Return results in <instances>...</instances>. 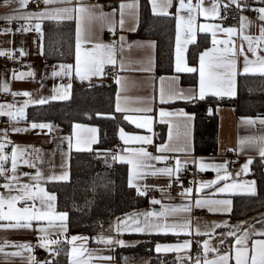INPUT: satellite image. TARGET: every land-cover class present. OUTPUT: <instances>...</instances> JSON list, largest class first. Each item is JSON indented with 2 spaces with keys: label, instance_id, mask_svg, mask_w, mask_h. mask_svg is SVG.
Listing matches in <instances>:
<instances>
[{
  "label": "crops",
  "instance_id": "obj_1",
  "mask_svg": "<svg viewBox=\"0 0 264 264\" xmlns=\"http://www.w3.org/2000/svg\"><path fill=\"white\" fill-rule=\"evenodd\" d=\"M29 1V0H28ZM231 1V0H229ZM249 1L256 8L264 7V0H238V2ZM121 2L126 5L131 4L133 7H126L124 9L123 15V27H121L120 20V4ZM150 9L152 11V0H148ZM158 3H163L164 0H157ZM186 4L196 5L197 0H184ZM205 7H210L212 0H201ZM180 0H171V5L167 8V12L158 11L155 14H172L176 16L177 6ZM84 6V10L80 13L81 16V34L82 39L90 41V43H82V48H90L95 43H105L106 32H114L116 39L115 42V65L105 64L104 72L106 69L111 70L110 74L116 83V90L114 96V107L117 110V95H119L120 108L119 112H122L125 119L126 117H132L137 122L134 123L133 120L126 119L128 127H120L118 130V140H120L122 146L115 153V155L126 154V149L130 147H144L147 149L152 156L164 155L166 157L171 156L174 161L173 166H167L165 161L147 160L146 164L152 167L148 168L146 172L142 175L141 179L136 180L134 183L139 184L141 192H144L150 187H155L161 193L159 197H154L159 200V204L152 203V199H146L142 207L132 210L128 213H142L145 211H160L164 205H185L190 204L191 207L188 211H177L176 213L164 218L169 222H182L183 220L190 221V233H169L177 236L175 240L160 241L161 244H173L182 243L184 240L191 241V246L188 249L172 250L170 252H157L156 253H176L182 254V256L188 255L192 249V238L195 235L203 236V240L209 239L210 248L219 249L220 253L229 252V264H235L234 250L232 247L226 250H221L219 245V239L215 238V234L209 231L212 226V222L219 224L214 232L218 228L224 227L225 225L221 223L227 220L229 222V213H213L208 211V206L197 207L195 201L197 198L201 200H220L229 199L232 201V196L234 194L248 193L246 191H234V192H217L216 189L223 187L225 184H233L234 182H254L256 188L255 179L251 175L252 164L255 159L264 160L259 154V148L255 145L245 143L243 146L239 143L242 140H246L249 137H259L264 135V124L260 123L259 119L264 118V116H238L236 107L230 104H220L214 109L209 110V113H216L218 118V130H217V149L211 154H196L193 150V123L194 117L191 113L187 112L182 105L178 104L181 101H189L184 99L168 100L167 94L169 93H179L183 91L186 94H190L193 88L197 89L199 87V55L197 56L196 64H190L187 59V49L191 44L189 43L184 51L185 61L190 67H195L197 69V82L193 84H183L180 81V73L175 70V57H176V29L174 38V52H173V73H159L155 65V41L150 38H139L132 37L130 33L133 32L138 24V14H139V0H119L115 6L107 7L102 0H55V2L45 5L41 4L36 9H26L25 7L20 8L17 3H13L10 6H4L0 4V22H2V27L0 30L5 28H11L13 31L4 32L0 31V49L11 50V53H5L3 55L12 59V64L9 67H0V83H6L11 93V97L6 101H0V104H12L15 108H19L24 105L25 100L39 101L43 99L44 101L52 100L51 97L55 95L68 97L72 89V78L76 76L75 73V53L74 60L69 63L65 62H46L42 57V32L38 33L34 30V25L37 22L35 18L31 20L23 19V15L28 12H37L45 9L64 8L73 7L75 5ZM219 4V16L217 17H207L199 15L198 10L193 14L196 16L195 23L197 24L196 38L199 33L208 34L210 37V44L202 51L207 48L213 47L212 45V35L211 33L200 32L199 24L201 23H216L220 24L222 27H234L237 31L234 33L230 39L233 42L232 45L236 49L234 58L237 61V75L235 78V95L234 96H224V97H235L237 94V79L238 75L242 74V69L244 67V57L245 55L249 60L255 59L252 53L248 50V43L244 41L242 36L239 34L241 19L236 25L225 26L221 22V15L223 11L222 0H218ZM115 9V12H113ZM100 12L107 13V16L101 17L98 14ZM153 12V11H152ZM11 13L20 14L21 18L12 19L11 21L6 20L4 17ZM154 13V12H153ZM180 14L187 18L189 12L187 9H182ZM73 20L75 24V44H76V20L75 11L72 13ZM246 17V16H244ZM245 28L242 30L244 34L253 37L259 36V26L264 23L259 20H255L250 17H246ZM45 20V19H43ZM42 20V21H43ZM42 21L41 29H42ZM176 23V19H175ZM14 24L15 28L11 26ZM22 25H31L32 28L25 31H15ZM109 25H111L114 30H110ZM176 28V27H175ZM124 37V41L121 42L120 37ZM181 38H186L184 31L182 30ZM217 38L221 43L218 47L223 48L224 44L222 41L229 38L227 33L217 31ZM154 42V43H150ZM123 45V46H122ZM241 46L244 49L243 54L240 52ZM23 49V55H21L20 50ZM201 51V52H202ZM259 55H264V47L257 49ZM61 65H72L70 75L65 74L66 69H62ZM31 71L32 75H27ZM15 74L23 73L24 76L21 79H17ZM54 73H56L54 75ZM250 74H262V73H250ZM100 76H89L85 79L89 81H100L103 78ZM78 77V76H77ZM116 77H120V82L117 83ZM163 77V79H161ZM80 78V77H79ZM161 90L165 93V100H161ZM4 92V91H0ZM28 92L30 96H24L23 93ZM14 93H18L14 95ZM215 96L213 93L209 92L206 96ZM205 96V97H206ZM199 99L198 96L197 98ZM33 103H28L24 106V115L19 117L17 120H10V118L3 112L1 115L5 116L9 123L8 125L0 126V130H5L8 140L11 143H6L5 153L9 154V159L4 162V167L6 169L3 175H0V193L8 196L9 190L4 189L2 185L6 182V176L13 175L10 171L11 169V158L10 153L12 151V146L17 145L23 150V157L31 161L30 164L18 163L17 170L14 175L17 179L13 181V191L11 194H18V187L21 184H29L30 186H35L39 184L47 192L53 193L46 188L47 182L52 181H64V180H48V176H59L64 172L68 173V178L70 175L69 169V157L72 151H84L93 148L94 144L97 142L99 133L98 127L87 123H74L72 129L69 133L59 132L58 127L52 123L40 122V121H28L25 120V112L27 106ZM163 108L167 112L173 113L171 116L161 117L160 109ZM148 111H145V110ZM7 109H5L6 111ZM180 110L184 113L191 115V119L185 118L180 114ZM118 111V110H117ZM144 116L151 117L150 127L141 128L139 123L142 121L139 119ZM251 117L254 119V123H247L246 120L242 118ZM46 123L51 125L49 128H35L29 127L31 123ZM76 126V127H74ZM160 126H164V135L160 137L158 135ZM12 127H19L27 129L26 131L13 132ZM95 129V131H93ZM121 129L128 139L126 144L124 140L121 139ZM171 129V139H169V131ZM5 131H0V138L5 134ZM149 136L151 138V143H144L141 141H135L130 139L132 136ZM77 139L81 141H91L90 146L81 143L80 147L77 148ZM71 140V146L69 144ZM167 142L170 148L176 149L175 151H159L157 146ZM228 153H234L237 155L238 160L231 169L215 170L212 167L201 168V164L211 165V164H223L228 159ZM176 158H179L181 162V168L179 173H174L172 177H168L164 174L152 175V168H162V167H173L176 166ZM251 159V163L248 164V170L245 171L243 165ZM120 161V160H117ZM129 165L127 161H120ZM32 165H35L34 167ZM195 167L199 174L195 179H182L180 174L183 170ZM39 170L41 172V178L39 180L33 179L35 173ZM28 173L29 175H23ZM228 174L226 178L225 174ZM179 176V180L176 176ZM217 176L222 179L217 180ZM128 180V178H127ZM204 181H215L214 184H209L204 187L201 186V182ZM248 185H245L247 187ZM200 187V191L197 192L196 188ZM134 190L135 187H132ZM184 188H191L192 192L188 194H183ZM35 190V189H33ZM27 203L31 206L33 203L39 208H45L46 205H41L39 200L35 201H17L16 207H24ZM54 204L53 211L62 212L56 209L55 200L52 202ZM4 210L7 211V205L4 206ZM124 218V215L119 217ZM143 219L142 216L139 217ZM114 219L109 226H107L101 234L108 235L109 227L114 225ZM0 223H9L6 220H0ZM33 227L31 228H0V245H3V251H0V264H28L32 260L29 256L34 257V250L36 249H47L41 247L38 241L42 237L40 228L48 225L47 221H32ZM59 221H55V226L48 227V235L45 238L56 239L59 243H64L67 246V260L65 262H58L51 260L48 264H70L68 252L73 246H79L81 244L84 247L95 250L92 253L93 259L91 264H118L115 256V246L105 247L102 242L98 240L94 244L90 243V239L86 234L75 233L68 234L66 232H61L58 228ZM200 228V233H196V228ZM244 229L248 230L247 245L249 248L254 240L264 239V215L258 217L257 219L250 220L247 224L240 229L237 234L239 235ZM113 230V229H112ZM108 231V233L106 232ZM208 233L205 235L204 233ZM221 232V231H219ZM126 233V232H125ZM154 233V232H153ZM227 232H223L226 235ZM115 234V232H114ZM124 234V233H123ZM123 234L119 235V238L130 242L128 245L134 244L133 240H127ZM73 235H78L85 237L83 241H75L71 244L68 242L67 238ZM202 240V241H203ZM6 241L12 243H5ZM27 242L31 245V251L28 249H19V245ZM57 243V244H59ZM235 243V238L232 245ZM51 245L53 251L57 246ZM231 245V246H232ZM48 250V249H47ZM21 251V255H12V253ZM217 253L209 251L207 253V258L212 259ZM205 254L200 255L201 261H203ZM103 257H111V260L103 259ZM126 258V259H125ZM131 259L129 256L124 257V262ZM196 259L178 260L175 264H194ZM143 264H147V259L141 260ZM156 264H163L162 262ZM166 264V263H164Z\"/></svg>",
  "mask_w": 264,
  "mask_h": 264
},
{
  "label": "snow or ice",
  "instance_id": "obj_2",
  "mask_svg": "<svg viewBox=\"0 0 264 264\" xmlns=\"http://www.w3.org/2000/svg\"><path fill=\"white\" fill-rule=\"evenodd\" d=\"M55 2V0H44L45 5ZM13 3H17L20 8H23L28 3V0H0V4L4 6H10ZM231 3L235 4L239 8H243L246 5H242L238 2V0H231ZM171 5V0H164L163 3H158L157 0H152V11L158 12H167V8ZM126 7H133V5L121 2L120 4V14L121 20L120 24L123 27V15L124 9ZM182 9H187L189 15L187 18L180 14ZM219 4L218 0H212V4L210 7H205L201 0H197L195 6L186 4L184 0H180L179 5L176 10V57H175V70L177 72H185V73H194L197 71L195 67H190L185 61L184 51L189 43L196 41V29L197 24L196 16L193 14L198 10L199 15L207 17H217L219 16ZM84 10V6L75 5L73 7H64V8H55L49 9L45 8L43 10L37 12H28L23 15V19L31 20L32 18L36 19V23L34 25V30L38 33L42 32L41 23L43 19H50L54 21H63V20H72L74 17L72 15L73 11H75V20H76V44H75V73L76 76L81 79H85L89 76H100L104 74V65L111 64L115 65L116 60L114 56L115 52V42L112 43H95L90 48H82V43H90V41L82 39L81 34V16L80 13ZM258 18L260 21L264 22V7H260L257 9ZM115 12V9H113ZM101 17L107 16V13L100 12L98 14ZM6 20L11 21L12 19L21 18L20 14L11 13L4 17ZM241 24H240V35L242 36L244 41L248 43V50L252 53L255 59L249 60L245 55L244 57V67L242 69L243 73H262L264 74V55H259L257 49L260 47H264V23H261L259 26V36L253 37L250 35L244 34L242 31L245 28L246 17L241 16ZM199 31L211 33L212 35V45L213 47L207 48L204 51L200 52L199 55V87L198 92L197 89L193 88L190 94H186L183 91L179 93H169L167 94L168 100H176V99H184V100H193L194 98L204 99L206 94L211 92L217 97L224 96H234L235 95V78L237 75V61L234 58L236 49L234 46H230L233 44L230 37L236 33V29L234 27H222L220 24L216 23H201L199 24ZM32 28L31 25H22L20 28H17L15 31H29ZM110 30H114V28L109 25ZM182 30L184 31L186 38H181ZM0 31L11 32L13 29L5 28ZM217 31H221L223 33H227V39H224L222 43L224 44L223 48L218 47V44L221 41L217 38ZM121 42L124 41V37H120ZM154 43V42H150ZM123 46V45H122ZM21 55H23V49L20 50ZM241 54H243L244 49L241 46L240 48ZM11 53V50H3L0 49V54ZM62 69H66L67 75H70L72 65H61ZM56 73H54L55 75ZM27 75H32L31 71L27 73ZM17 79L23 78L24 74H15ZM120 77H116L117 83L120 82ZM163 79V77L161 78ZM0 91H9L8 85L6 83H0ZM18 93H14L16 95ZM24 96H30V93L24 92ZM63 96L55 95L52 96L51 99H63ZM120 97L117 95V110L120 111L119 104ZM161 100H165V93L161 90ZM43 99L39 101L25 100L24 105L19 108H15L13 110L14 105L12 104H0V112H3L7 115L10 120H17L19 117L24 115V106L28 103H44ZM5 109H7L5 111ZM211 111V109H209ZM145 111H148L147 109ZM180 114H182L185 118L191 119V115L188 113H184L180 110ZM161 117L171 116L173 113L167 112L165 109H160ZM126 119L133 120L134 123L137 121L132 117H126ZM142 122L139 123V127L141 128H149L151 117L144 116L139 118ZM246 120L247 123H254V119L251 117L242 118ZM260 120L261 124H264V118H256ZM30 128H49L51 129V125L46 123H31L29 125ZM76 127V126H74ZM27 129L12 127L11 131L13 132H21L26 131ZM5 131V130H0ZM95 131V129H93ZM121 139L128 143V139L126 138L123 129H121ZM130 139L135 141H141L144 143H151V138L149 136H132ZM169 139H171V129L169 131ZM6 143H11L8 140L6 131L2 138H0V175H3L6 171L4 167V162L9 159V154L5 153L4 149ZM81 143L90 146L91 141H81L77 139L76 146L80 147ZM242 146L245 143L255 145L259 148V154L262 158H264V135L259 137H249L246 140H242L239 142ZM69 144L71 146V140H69ZM157 150L164 151H175L176 149L170 148L167 142L160 144L157 146ZM23 157V150L19 148L17 145L12 146V151L10 153L11 158V169L10 171L13 175L6 176V182L2 185L4 189L9 190V195L5 196L3 193H0V220L9 221V223H0V228H31L33 227L32 221H47L48 225L40 228V232L43 234L41 239L38 241L41 247L47 248L49 252H53L51 245H55L59 243L56 239H48L45 238L48 235V227L55 226L54 222L59 221L58 228L61 232L67 231V213L65 212H55L53 211L54 204L52 203L55 200V194L47 192L43 187L39 184L35 186H30L29 184H21L19 185L17 191L18 194H11L13 191V181L17 179L16 173L17 164L24 163L30 164L31 161L27 158ZM156 160V161H164L167 160L168 157L164 155H156L152 156L151 153L147 151L144 147H130L126 149V154L124 155H114L113 160L127 161L129 165L128 169V184L130 187H135L136 192L140 195L144 193L141 192V188L139 184L134 183L136 180L141 179L142 175L146 172V170L152 166L147 165V160ZM227 162L223 164H211L205 165L201 164V168L212 167L215 170L224 169ZM251 163V159L243 165L245 171L248 170V164ZM33 167L35 165H32ZM181 168V162L179 158H176V166L173 167H162V168H152L151 174H164L168 177H172L174 173H179ZM23 175H29L28 173H24ZM41 172L37 170L33 179L39 180L41 178ZM227 173L225 177H227ZM48 180H67L68 173L64 172L59 176H48L46 177ZM176 179L179 180V176H176ZM217 180L222 179L220 176H217ZM215 181H204L201 182V186H208L209 184H214ZM245 185H248L245 187ZM35 189V190H33ZM196 191H200V187L196 188ZM217 192L225 193V192H234V191H246L250 194H256V188L254 186V182H234L233 184H225L223 187H219L216 189ZM191 188H184L183 194L191 193ZM35 201L39 200L41 205H46L45 208H39L33 203L31 206H28L27 203L24 207H16L17 201ZM154 204H159L160 201L155 198L151 201ZM195 204L197 207H202L207 205L208 211L213 213H230L232 211V201L229 199H220V200H201L199 198L196 199ZM7 205V211L4 210V206ZM190 204L185 205H164L160 211H145L142 213H126L124 214V218H117L114 225L110 227L113 229L116 235H104L100 234L97 237H93V239L102 242L105 247H112L115 245L126 246L130 242L125 241L124 239L119 238L120 234L125 232L128 233H190V221L183 220L182 222H169L167 219H164L177 211H188L190 209ZM142 216L143 219L139 217ZM225 226H229V222L227 220L222 221ZM245 223L244 221H240L237 225H231L230 227L236 228L237 231H228L226 233L229 237L235 238V243L232 245V249L234 250V259L235 264H264V239L254 240L251 244V247L247 245L248 238V230L244 229L238 235L237 232L240 231V225ZM216 227H219V224L216 222H212V226L209 229L210 232L215 234L214 230ZM196 233H200V228H196ZM208 235V233H204ZM68 242L71 244L75 241H83L86 238L78 235H73L70 238H67ZM210 239V238H209ZM209 239L203 240V253L205 254L203 261H201L199 254L194 261V264H229V252L220 253L217 248H210ZM5 243H12L6 241ZM221 244L224 243L223 240L220 241ZM191 246V241L184 240L182 243H173V244H161L159 242L155 245V250L157 252H170L172 250L179 251L180 249H188ZM19 249H28L31 251V245L27 242L20 244ZM4 246L0 245V251H3ZM95 250H90L84 247L83 244L79 246H73L68 252L69 262L70 264H91L93 256L92 253ZM211 251L213 253H217L212 259L207 258V253ZM12 255H21V251H17L12 253ZM30 260H34V257L29 256ZM103 259L111 260V257H103ZM126 259V258H125ZM191 259V257H189ZM40 264H48V262L42 261Z\"/></svg>",
  "mask_w": 264,
  "mask_h": 264
},
{
  "label": "trees",
  "instance_id": "obj_3",
  "mask_svg": "<svg viewBox=\"0 0 264 264\" xmlns=\"http://www.w3.org/2000/svg\"><path fill=\"white\" fill-rule=\"evenodd\" d=\"M107 7L115 6L119 0H102ZM175 17L172 14H155L148 0H139L138 24L130 33L132 37L150 38L155 41V65L159 73H173V52L175 38ZM210 44L208 34L199 33L196 41L187 49L190 64H196L198 54ZM75 24L74 20L42 21V57L46 62L74 60ZM109 69L100 81H89L77 76L72 78V89L68 97L52 99L44 103L27 106L25 120L48 122L56 125L59 132L69 133L74 123H87L98 127L99 137L93 148L72 151L69 157L70 175L64 181L46 183V188L55 194L56 209L67 213V233L86 234L90 243L111 222L124 214L143 206L146 197L140 195L128 184V167L124 162L113 160L111 146L118 140L120 127H128L122 112L114 107L116 83ZM183 84L197 82V72L180 73ZM178 104L191 113L193 123V150L196 154H211L217 149L218 118L209 113L220 104L236 107L238 116H264V74L242 73L237 79L235 97L206 96L204 99L181 101ZM158 135L163 137L164 126ZM251 175L255 179L256 194L243 193L232 196V211L229 213V226L218 228L215 233L237 231L230 227L264 215V160L255 159ZM124 237L138 242L115 247L118 264L124 257L150 258L149 263L164 261L175 264L178 260L196 259L202 253L203 236L192 238L190 254L156 253L154 245L160 241L175 240L169 233H124ZM221 250L229 249L234 237L225 235ZM53 260H67V246L59 243L54 249ZM160 259V260H159Z\"/></svg>",
  "mask_w": 264,
  "mask_h": 264
},
{
  "label": "built area",
  "instance_id": "obj_4",
  "mask_svg": "<svg viewBox=\"0 0 264 264\" xmlns=\"http://www.w3.org/2000/svg\"><path fill=\"white\" fill-rule=\"evenodd\" d=\"M44 3V0H29L28 3L26 4L25 8L26 9H36L38 8L41 4ZM242 5H246L243 8L237 7L235 4L231 3L229 0H222V6H223V11L221 15V22L225 26H232L236 25L241 16H246L253 18L255 20H258V11L251 2L249 1H242L240 2ZM2 22H0V28L2 27ZM12 28H15L14 24L11 26ZM116 39L115 33L114 32H106L105 34V40L107 43H112ZM12 64V59L8 58L7 56L0 54V67L5 68L9 67ZM11 97V93L9 91H4L0 93V101H6ZM9 120L0 114V126L8 125ZM122 144L120 140H116L114 144L111 146V151L113 156L115 153L121 148ZM238 157L234 153H228V159L225 167L227 169H231L234 164L237 162ZM165 164L167 166H173L174 161L171 156H168V159L165 161ZM199 174V171L196 170V168L190 167L185 170H183L180 174V177L182 179H195L196 176ZM144 196L147 199L154 198V197H159L161 193L157 190L155 187H150L146 189L144 192ZM55 256V252H49L47 249H36L34 250V260H32L28 264H40V262L45 261L49 262L53 260Z\"/></svg>",
  "mask_w": 264,
  "mask_h": 264
},
{
  "label": "rangeland",
  "instance_id": "obj_5",
  "mask_svg": "<svg viewBox=\"0 0 264 264\" xmlns=\"http://www.w3.org/2000/svg\"><path fill=\"white\" fill-rule=\"evenodd\" d=\"M109 229L110 230H108L109 231V234L108 235H116V234H114V231L112 230V228L111 227H109ZM108 231H106L107 233H108ZM223 232H217V233H215V238H218L219 239V245L221 244L220 243V241L222 240V238L225 236V235H223L222 234ZM99 236V235H98ZM127 240H129L128 238H127ZM131 240V239H130ZM129 240V241H130ZM135 243L136 242H138V240H133ZM219 245H218V247H219ZM144 259H147V264H151V263H149V261H150V258H136V257H131V259H128L127 260V262H124L123 264H143L142 262H141V260H144ZM160 260V259H159ZM160 262H162L163 264L165 263L164 261H160Z\"/></svg>",
  "mask_w": 264,
  "mask_h": 264
}]
</instances>
